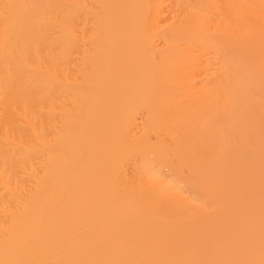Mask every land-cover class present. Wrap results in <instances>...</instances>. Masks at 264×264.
Wrapping results in <instances>:
<instances>
[{"label": "bare ground", "instance_id": "1", "mask_svg": "<svg viewBox=\"0 0 264 264\" xmlns=\"http://www.w3.org/2000/svg\"><path fill=\"white\" fill-rule=\"evenodd\" d=\"M0 264H264V0H0Z\"/></svg>", "mask_w": 264, "mask_h": 264}]
</instances>
